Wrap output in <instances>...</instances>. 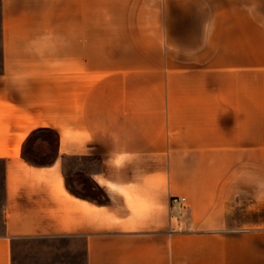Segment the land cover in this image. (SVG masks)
<instances>
[{
    "label": "crops",
    "instance_id": "obj_1",
    "mask_svg": "<svg viewBox=\"0 0 264 264\" xmlns=\"http://www.w3.org/2000/svg\"><path fill=\"white\" fill-rule=\"evenodd\" d=\"M262 77L264 0H0V264L32 236L86 264H264L237 215L264 205ZM38 128L47 165L22 153Z\"/></svg>",
    "mask_w": 264,
    "mask_h": 264
},
{
    "label": "rangeland",
    "instance_id": "obj_2",
    "mask_svg": "<svg viewBox=\"0 0 264 264\" xmlns=\"http://www.w3.org/2000/svg\"><path fill=\"white\" fill-rule=\"evenodd\" d=\"M229 77L232 84L236 79L230 75ZM244 77L245 83H252V77L246 75ZM3 203L4 189L0 185V233H3L5 226ZM237 215L242 221L251 222L253 228L264 227V205H252L249 209L245 207L243 210H238L237 207ZM12 241L14 264H86L85 245L82 239L69 236H32L16 237Z\"/></svg>",
    "mask_w": 264,
    "mask_h": 264
},
{
    "label": "trees",
    "instance_id": "obj_3",
    "mask_svg": "<svg viewBox=\"0 0 264 264\" xmlns=\"http://www.w3.org/2000/svg\"><path fill=\"white\" fill-rule=\"evenodd\" d=\"M38 140L47 141L50 147L57 148L58 141H59V135L57 132L50 128H38L33 130L30 134L27 140L25 141L22 149L23 157L29 162L35 164V165H47V163H50L53 159V157L49 154L44 155L43 153H40L36 149V143ZM86 188H88L90 191L94 192L96 196H100L102 193L101 189H94V187L91 184H88L85 182ZM88 193H83V196H88Z\"/></svg>",
    "mask_w": 264,
    "mask_h": 264
},
{
    "label": "built area",
    "instance_id": "obj_4",
    "mask_svg": "<svg viewBox=\"0 0 264 264\" xmlns=\"http://www.w3.org/2000/svg\"><path fill=\"white\" fill-rule=\"evenodd\" d=\"M184 200H185L184 198H177V197L172 198L173 202H178V203H183L185 202Z\"/></svg>",
    "mask_w": 264,
    "mask_h": 264
}]
</instances>
